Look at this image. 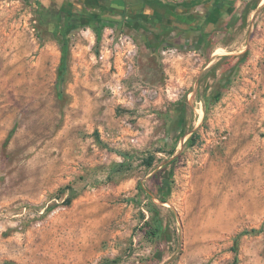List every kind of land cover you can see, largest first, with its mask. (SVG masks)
<instances>
[{
	"label": "rangeland",
	"instance_id": "obj_1",
	"mask_svg": "<svg viewBox=\"0 0 264 264\" xmlns=\"http://www.w3.org/2000/svg\"><path fill=\"white\" fill-rule=\"evenodd\" d=\"M69 1L111 18L163 5L211 36L200 60L172 45L132 69L99 58L113 25L90 23L69 34L60 77L61 41L39 18ZM117 257L264 264V0H0V264Z\"/></svg>",
	"mask_w": 264,
	"mask_h": 264
},
{
	"label": "flooded vegetation",
	"instance_id": "obj_2",
	"mask_svg": "<svg viewBox=\"0 0 264 264\" xmlns=\"http://www.w3.org/2000/svg\"><path fill=\"white\" fill-rule=\"evenodd\" d=\"M103 4L104 2H101L99 5ZM58 9L68 13L71 12L72 14L76 13L71 16L72 27L68 30L70 33L80 26H86L90 23L95 24L97 19H99L98 16H101L89 11L86 5L78 6L75 1H69L60 5ZM112 19L115 20V22L113 21L111 24L113 25L111 28L112 43L109 45H102L99 51L105 52L104 56L108 57L110 60L114 58V61H116V58L122 53L123 63L126 64V67L132 69L134 67H139V63L141 62L140 51L150 50L155 57H158L161 53L166 54L169 47L172 45H177L178 48H182V50L185 51L190 49L189 44H191V48L194 49L195 55H198L195 59L200 60L201 53L206 49V45L211 36L210 32H207L205 27L200 26L201 24H197V26L194 27H184L183 21L177 20L163 5H158L157 7L149 6L147 8L145 3L142 5L134 4L132 7L117 12ZM119 20L122 22V26L118 23ZM106 23L110 24L109 21ZM105 29L106 28L102 29L101 34H103ZM98 30L99 29L95 28L96 33ZM142 87L146 92H158L153 86L151 87L148 85ZM168 87V84H166V90ZM187 95L189 96L190 92H188L185 87L181 86L179 88L180 98H178V100L186 103ZM132 97L131 95V98ZM180 107L181 103H179V108Z\"/></svg>",
	"mask_w": 264,
	"mask_h": 264
},
{
	"label": "trees",
	"instance_id": "obj_3",
	"mask_svg": "<svg viewBox=\"0 0 264 264\" xmlns=\"http://www.w3.org/2000/svg\"><path fill=\"white\" fill-rule=\"evenodd\" d=\"M103 1V0H102ZM105 1V0H104ZM100 2V1H99ZM69 7V6H68ZM59 8V7H58ZM55 8L52 13H50V10L45 8L41 10L40 12V21L41 24H47L48 27L50 28V31L54 34V36L61 41V57H60V65H59V71H60V77L61 75L67 70L68 68V62H69V54H70V44H69V34L70 32L68 31L69 28L72 27L71 25V16L75 15L72 14L71 12H66L62 11L61 9ZM77 11V10H76ZM83 14L82 12H80ZM93 13V12H92ZM50 17V19H48ZM99 19L95 22V28L99 29L97 31V34L100 35L101 31L103 29V25H107V21H109L110 25L115 22L114 19L111 17H106V16H98ZM117 22V21H116ZM118 23H120V26H122V22L119 20ZM109 25V24H108ZM62 35V37H60ZM175 105V104H174ZM179 107V104H178ZM182 116L178 118V121L180 118H183L184 115V110H185V102H181V107L178 109ZM176 119H174V122ZM12 131L9 133L7 141L9 138L12 136ZM98 133H96L97 137ZM190 139L193 141V136L190 137ZM143 162H145L146 165L151 166L154 162V155H148L147 158L143 159ZM157 180V186L161 189L164 190L166 186L168 185L167 180L169 179L168 177L165 178V176L159 177L158 175L156 176ZM67 202H70V199L67 200ZM165 202V200H163ZM122 257H117L116 259H113L111 261H107L106 264H117L121 261ZM237 260V259H235ZM3 264H18L14 261L6 260L4 261Z\"/></svg>",
	"mask_w": 264,
	"mask_h": 264
},
{
	"label": "built area",
	"instance_id": "obj_4",
	"mask_svg": "<svg viewBox=\"0 0 264 264\" xmlns=\"http://www.w3.org/2000/svg\"><path fill=\"white\" fill-rule=\"evenodd\" d=\"M104 54H105V52H101L100 55H99V58H100L101 60H103V61H109L110 64H111V60L108 59V57H105ZM107 54H108V53H107ZM114 63H115V66H116V61H114ZM119 87H120V90H121L123 86L120 85ZM110 89H111L112 92H115V90H114V88H112V86H110ZM167 90H169V89H167Z\"/></svg>",
	"mask_w": 264,
	"mask_h": 264
}]
</instances>
